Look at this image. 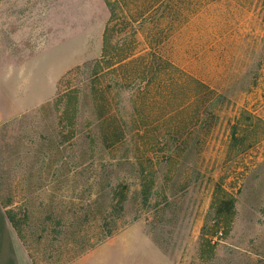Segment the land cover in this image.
<instances>
[{
    "label": "rangeland",
    "instance_id": "1",
    "mask_svg": "<svg viewBox=\"0 0 264 264\" xmlns=\"http://www.w3.org/2000/svg\"><path fill=\"white\" fill-rule=\"evenodd\" d=\"M117 1L128 17L118 28L135 35V53L155 41L156 52L222 95L216 118L154 140L130 120L149 116L152 129L187 103L189 86L169 77L177 96L167 109L141 106L139 84L107 87L103 78L112 104L102 114L126 124L109 147L90 132L84 92V65L102 54L104 0H0V264H34L32 256L37 264H264V0ZM74 87L71 127L55 100ZM242 110L257 118L241 122L245 137L257 138L238 151L229 144ZM217 184L232 206L222 193L214 203ZM218 206L226 218L215 221Z\"/></svg>",
    "mask_w": 264,
    "mask_h": 264
},
{
    "label": "trees",
    "instance_id": "2",
    "mask_svg": "<svg viewBox=\"0 0 264 264\" xmlns=\"http://www.w3.org/2000/svg\"><path fill=\"white\" fill-rule=\"evenodd\" d=\"M104 2L110 15L102 36V54L99 58L84 65L85 70L89 72L87 88L85 87L84 92L86 95H89V98L91 99V111L92 114L94 113L93 115L96 122V124L92 125L90 132L99 137L102 142L109 143V147H111L123 138L124 128L126 127L125 121L121 116L116 117L109 114H102L103 107L107 110L110 109V105L112 104L111 96L106 90L104 92V90L101 89L103 87V78L104 80L109 81L108 84L110 85L107 87L117 88L121 87L123 84H139L140 86L137 89L134 98H136L138 102H141V106L144 102H150L154 105H165L168 109V107L174 103L177 96L176 90L173 87L174 84H172V80L169 78L174 74H179V77H177L179 84L181 83L184 86H189L192 97L189 98L187 103L181 105V107L179 106L174 112L172 111L170 114L164 116L162 120H155L154 123H157V126L152 129H149L150 125L145 123L149 116L142 115L141 113L136 118L130 120L131 125L133 126L135 124L137 126L136 130H142V132L154 140H157L160 134L164 131L172 133L178 131L179 133H182L179 130L188 120H195V122L199 124V129H208V127L211 126L210 123L212 124V120L216 118L214 109L219 104L222 95L218 94L214 89L210 88L201 80L182 72L168 61V59L156 52L155 48L152 47L155 44V41L146 39V44L152 49L136 54L133 49L134 44L137 42L135 35H123L118 28L119 25H123L121 21L128 20L125 10L120 6L117 0H104ZM113 37L115 40L112 42L111 40ZM79 91L80 90L77 87L70 88L62 95H58V98L56 97L55 100L56 103L59 104L62 102V111L65 114H69L71 127L75 126L79 119ZM169 110H173V107ZM176 110H189V114L192 118H189L188 115H181L180 118H175L173 114L175 112L177 114L179 113ZM252 118L257 119L256 116L246 110H242L239 113L234 124L231 126L230 149L235 148L238 151H241L246 147L252 146L253 143H256L257 137H255V139H247L245 137L244 132L246 131V128L241 124L244 119ZM162 124L165 126L164 128L161 127ZM256 128L257 126L254 125V136L257 135ZM199 135L200 131H197V143L199 141ZM185 144L186 140L181 139L176 144V148L168 147L166 150L172 154L179 146ZM171 154H166L164 161H171ZM221 193L227 198V202L232 206L235 202L234 196L226 191L220 184L216 185L214 203L217 201L222 202V197L219 198ZM5 215L17 235L20 238H24L20 221L17 220L15 213L11 210H6ZM221 218L226 217L225 215H222V211L219 210L218 206L216 208L214 220L217 221ZM30 256H32V254H30ZM32 259L33 263L37 264L33 256Z\"/></svg>",
    "mask_w": 264,
    "mask_h": 264
},
{
    "label": "built area",
    "instance_id": "3",
    "mask_svg": "<svg viewBox=\"0 0 264 264\" xmlns=\"http://www.w3.org/2000/svg\"><path fill=\"white\" fill-rule=\"evenodd\" d=\"M222 234H221V232H218L217 234H216V236H215V239H217L219 236H221Z\"/></svg>",
    "mask_w": 264,
    "mask_h": 264
}]
</instances>
